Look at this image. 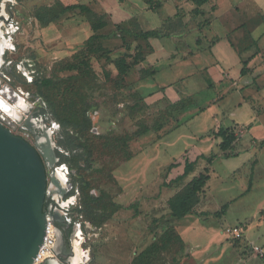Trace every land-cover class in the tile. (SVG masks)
I'll return each instance as SVG.
<instances>
[{
	"label": "rangeland",
	"instance_id": "1",
	"mask_svg": "<svg viewBox=\"0 0 264 264\" xmlns=\"http://www.w3.org/2000/svg\"><path fill=\"white\" fill-rule=\"evenodd\" d=\"M159 1L163 6L152 11L142 0L123 3L119 0H4L0 9L3 39L0 51L13 73L5 72L6 78L0 81L18 93L23 102L40 97L46 108L48 102L39 91L37 81L54 78L59 97L71 96L69 85L62 84L66 77L63 66L82 54L92 35L91 25L75 12L43 27L34 17L37 8L57 2L83 3L107 14L110 25L103 30L106 37L103 41L113 50L114 58L132 53L134 46L142 41L131 31L159 29L167 33L164 23L172 17L171 35L149 40L153 51L143 66L153 67L157 71L154 77L141 81L132 71L121 88L106 82L101 65L96 58L91 59L100 89L91 98L89 115L99 136L124 139L142 121L152 128L142 137L131 139L126 147L120 142L117 152L109 146L93 152L89 161L101 172H89V169L84 173H91L98 189L91 193L96 197L99 189L107 190L122 209L105 225L96 226L94 217L82 205L81 191L76 185L71 194L74 203L71 218L81 225L82 231L76 228L73 242H79L83 263L89 259L86 264H131L145 251L149 253L141 257L144 264H264V257L254 249L264 248V207L261 208L264 143H252L254 137L264 140V0H212L203 6L204 15L200 16L192 12L195 5L190 0ZM177 13L180 15L176 18ZM181 19L183 26L179 24ZM205 20H210V25H205ZM119 24H123L122 29L117 28ZM122 32L127 46H123L120 38ZM197 38H201V43H197ZM253 40L257 41L256 45L252 44ZM143 45L149 44L143 41ZM253 56L249 63L252 70L242 75L243 61ZM107 69L114 76L117 74L113 64ZM221 72H226L225 77ZM168 88L171 96L179 99L172 106L171 97L165 95ZM137 93L144 97L142 101L137 99ZM160 94L163 96L158 99ZM136 103L144 105L143 112L132 110ZM0 112L4 119L12 120L11 115L1 109ZM47 116L56 128L54 139L58 140L60 125L49 112ZM236 123L247 126L237 127ZM158 125H162L161 130L156 129ZM222 126L231 127L240 136L232 150L240 158L226 157L227 153L219 147L220 139L211 136V131ZM124 151L133 155L130 161L123 159L127 155ZM199 154L219 156L212 164L201 159L195 172L185 180L164 187V183L176 179L180 173V166L168 172L171 164L183 166L186 158L193 161ZM256 160L254 171L251 168ZM62 167L64 171L59 173L63 179L73 181L74 177L67 173L69 169L66 172V166ZM206 167L211 179L205 188L207 199L200 208L211 214L196 216L193 238L189 240V250L200 253L194 255L187 244L184 249L171 252L152 249L168 229H177L181 221L171 218L168 199ZM237 168L241 170L234 172ZM181 170L183 173L184 169ZM74 174L79 175L80 171L74 170ZM253 176L256 188L240 197ZM227 203H230L227 214L216 218L214 213ZM237 226L244 231L245 238L241 241L228 233L229 228Z\"/></svg>",
	"mask_w": 264,
	"mask_h": 264
},
{
	"label": "trees",
	"instance_id": "2",
	"mask_svg": "<svg viewBox=\"0 0 264 264\" xmlns=\"http://www.w3.org/2000/svg\"><path fill=\"white\" fill-rule=\"evenodd\" d=\"M121 3L125 0H119ZM145 2L152 11H157L163 4L159 0H142ZM195 8L193 13L196 16L204 15L203 6L212 0H190ZM216 7L213 6L214 12ZM79 12L83 15L91 25L92 35L86 41L82 54L73 63H69L63 66V71L66 75L62 84H68L71 89V96L67 98L59 97L57 92L59 86L54 78H44L37 81V87L43 94L44 98L48 102V110L52 114L53 118L61 125V131L58 137V144L64 149L65 153H62V163L69 166L71 171H80L79 175L73 174L74 185H78L81 191L82 205L84 209H87L91 216L94 217V224L96 226H103L113 216L122 209V206L117 204L111 194L105 189H99L98 196H94L91 191L97 187L93 183V177L91 173L84 174L85 171L89 172H101V169L92 165L89 158L93 156V152L97 148L104 146L112 147V150L117 152L119 143L122 142L124 146L128 144L131 139L142 137L147 134L152 126L147 122H140L137 130L126 138H113L107 136H99V133L94 131L96 127L93 123L91 115H89L92 109L91 98L100 89L99 76L95 71L91 59L94 57L101 65L106 82H111L118 87L125 86L127 77L132 71L136 72V76L139 80L144 81L148 78L154 77L157 71L153 67H145L143 63L146 61L147 56L153 51L149 40L152 38H161L169 36V32L172 29V17L165 20L164 27L167 28V33H163L159 29L149 31H131L135 33V36L142 39L140 43L134 46L132 53H125L124 55L113 57V50L104 44L103 39L106 38L103 30L107 29L110 25L107 14H101L97 12L91 5L83 3H74L64 5L61 2H57L53 6H46L37 8L34 17L39 21L41 26L48 27L51 23L59 20L61 17L69 14ZM180 14L177 13V18ZM210 20L204 21L205 25H210ZM180 26H183L182 19L179 22ZM123 24H119L117 28L122 29ZM127 26L126 24H124ZM203 25V26H205ZM127 28H129L127 26ZM133 30V29H132ZM122 32L120 38L125 46L126 36ZM143 41L147 46L143 45ZM252 44L256 45V40H253ZM198 43H201V39H198ZM234 45V44H233ZM127 46V45H126ZM128 49V48H127ZM129 50V49H128ZM253 58V57H252ZM252 58L243 61V68L241 70L242 75L250 73L249 63ZM113 64L117 74L114 76L111 70L107 69V66ZM61 85V83H60ZM71 86L73 88H71ZM137 99L143 100L144 97L137 93ZM140 101V102H141ZM144 105L136 103L133 105L132 110L137 113L144 111ZM155 127V125H154ZM162 129V125H158L156 129ZM93 133L94 135H91ZM216 135L222 139L219 144L220 149L227 153L226 157H235L236 153L232 150L235 148L238 142V136L234 129L220 127ZM231 151L229 154L228 152ZM127 154L126 151H124ZM115 154V153H114ZM112 155V154H111ZM116 155H113L115 157ZM217 156L215 154L207 157L201 155L196 161H190L186 159L184 173L178 176L176 179L169 183H164V187H171L174 184H178L185 180L190 174L195 171L197 161L200 159H206L208 163H212ZM133 158L131 153H128L125 158V162L130 161ZM105 166V165H104ZM103 166V167H104ZM179 166V163H173L168 168L170 172L173 168ZM117 166L114 168V170ZM211 179L210 171L206 169L198 176L189 181L182 189H180L175 195L169 198L168 206L170 208V216L173 220H182L189 214L195 212L196 207L201 203L203 193L208 182ZM252 180L249 185L248 191L252 188ZM98 190V189H96ZM230 208V203L225 204L220 211L214 213L216 218H220L227 214ZM210 213H202V216H209ZM241 241L242 239H236ZM186 247V243L182 236L178 233L177 229L171 227L161 237L160 242L153 244L152 249L157 251L171 252L174 250H182ZM149 251L143 252L139 257L135 258L131 264H144L141 261V257H144Z\"/></svg>",
	"mask_w": 264,
	"mask_h": 264
},
{
	"label": "water",
	"instance_id": "3",
	"mask_svg": "<svg viewBox=\"0 0 264 264\" xmlns=\"http://www.w3.org/2000/svg\"><path fill=\"white\" fill-rule=\"evenodd\" d=\"M0 94L14 105L21 97L8 86L1 87ZM11 118L0 117V264H34L47 232L46 200L54 188L64 194V182L56 169L54 138L31 144L13 132L15 123L21 121ZM51 219L60 229L64 226L60 214ZM55 252L57 257L61 253L57 246Z\"/></svg>",
	"mask_w": 264,
	"mask_h": 264
},
{
	"label": "flooded vegetation",
	"instance_id": "4",
	"mask_svg": "<svg viewBox=\"0 0 264 264\" xmlns=\"http://www.w3.org/2000/svg\"><path fill=\"white\" fill-rule=\"evenodd\" d=\"M4 0H0V9L3 6ZM3 42L2 36L0 35V44ZM4 45V43H3ZM6 62L4 61V57L2 53L0 52V77L6 78V74H12L13 72L10 70V67H8ZM6 83V81H5ZM2 82L0 81V90L1 87H3ZM1 97V96H0ZM21 98H19L18 104L14 107L19 106L16 115L14 117H17L21 123H15V127L13 128V132L17 131L19 136L24 137L26 140H28L31 144H36L37 141L40 142H46L47 138H54L56 134V128L53 127L52 124H50L47 113L50 111L45 106V102L39 97H36L34 102H23V106H21ZM13 107V106H12ZM28 110L29 114L25 115L23 111ZM24 115L22 117L21 114ZM51 114V113H50ZM10 115V114H9ZM52 115V114H51ZM13 116V115H12ZM54 119V118H53ZM55 120V119H54ZM56 121V120H55ZM57 122V121H56ZM59 124V123H58ZM26 125V126H25ZM60 125V124H59ZM61 128V125H60ZM59 137V134H58ZM55 152L56 156L59 159L58 164L56 165L57 170L64 171L63 165L66 166L65 170L67 173H69L71 176H73L74 172H70V168L67 164L62 163L61 155L64 152V149L59 146L58 140H55ZM60 175V173H59ZM60 179L64 182L62 183L65 193L62 194L61 190L58 188H54L52 190V194L47 198L45 203V209L50 214H60L64 221V226L57 227L56 225V246L61 251L59 256L57 258H50L44 261L41 264H86L89 262L88 260L83 263L82 261V255L76 248L73 242V236L75 233V230L77 227L81 230V225L74 222V219L71 218L72 212H71V206H73L71 194H74L75 187L73 181L67 180L65 181L63 177L60 175ZM72 185V187H69V185ZM71 202V203H69ZM82 231V230H81ZM78 231H76L77 233ZM76 235V234H75Z\"/></svg>",
	"mask_w": 264,
	"mask_h": 264
},
{
	"label": "crops",
	"instance_id": "5",
	"mask_svg": "<svg viewBox=\"0 0 264 264\" xmlns=\"http://www.w3.org/2000/svg\"><path fill=\"white\" fill-rule=\"evenodd\" d=\"M147 31H149V30H147ZM251 36H252V34H250ZM231 35L230 34H228V38L230 37ZM198 39H201V38H197V41H198ZM217 40H219V39H217ZM231 42V41H230ZM198 43V42H197ZM216 42H214L213 44L214 45H216L215 44ZM231 44H233V42H231ZM252 58V57H251ZM255 58V56H253V58H252V60ZM250 59V58H249ZM252 60L250 61L251 63H252ZM217 65H219V64H217ZM251 70H252V68H251ZM222 74H223V76L225 77V74H226V72H221ZM219 78H221V77H219ZM165 93V92H164ZM171 90L168 88L167 89V91H166V93H165V95H168V96H170L171 98H169L170 100H171V103H170V105L172 106V105H174V104H176L177 102H179V101H176V100H179V99H175L176 98V95H174V96H171ZM163 94V93H162ZM162 94H160L157 98L159 99H161V97L163 96ZM178 98H179V96H178ZM236 125H237V127H238V125H241L240 123H236ZM241 126H247L246 124H243V125H241ZM252 126V124L249 126V128ZM223 127V126H222ZM233 127V126H232ZM224 128H231V127H224ZM218 130H219V128L216 130H213V131H211V136H215V138H217V139H220V142H219V144L221 143V141H222V139L221 138H219L217 135H216V133L218 132ZM237 134V133H236ZM237 136H238V142H237V144L236 145H238V143H239V139H240V136L237 134ZM264 139V138H263ZM260 141H263V143H264V140H262V139H258V138H256V137H254V139H253V141H252V143L254 144L255 142H258V144L260 143ZM224 153V152H223ZM237 154V156H235V158L237 157V158H240V156L241 155H239V153H236ZM201 155H205V154H199L198 155V157H197V159L201 156ZM206 156V155H205ZM217 157L216 158H218V156H219V154H217L216 155ZM220 156H222V155H220ZM207 157H209V156H207ZM215 158V159H216ZM236 158V159H237ZM187 159V158H186ZM196 159V160H197ZM196 160H193V161H196ZM201 160V159H200ZM200 160H198L197 161V164H198V162L200 161ZM192 161V160H191ZM215 161V160H214ZM213 161V162H214ZM212 162V163H213ZM211 163V164H212ZM196 164V165H197ZM208 164H210V163H208ZM257 164H258V160H256V161H254V163H253V165H252V168H251V170L253 169L254 171H255V169H256V166H257ZM179 169H180V173H179V176L180 175H182L183 173H181L182 172V170L181 169H184V167H185V164H183V166H182V163H179ZM195 169H196V166H195ZM206 169H208L209 170V167H206L205 168V170ZM241 170V168H237V170H234V172L235 171H240ZM184 171V170H183ZM195 172V171H194ZM251 180H252V188H251V190L250 191H248V189H249V185H250V182H251ZM254 181H255V177L253 176V177H251L250 179H249V182H248V186H247V188H244L245 190H244V192H243V194H241V196L240 197H243L244 195H246L247 193H251L252 191H253V189H255L256 187H255V183H254ZM188 182H186L185 183V185L187 184ZM184 185V186H185ZM208 185V184H207ZM207 194H206V190H205V195H203V198H202V201H201V203L196 207V209H195V212L193 213V214H189V215H187L185 218H183L179 223H178V225H177V230H178V233L182 236V238H183V240L185 241V243L187 244V247H188V250H189V240L190 239H192L193 237H191V236H193L192 235V233H193V230L195 229V222L198 220V217H196V216H202V213H209V212H205V211H202L201 210V204H202V202L203 201H205V199H207V196H206ZM169 200V199H168ZM232 202H234V200H232L231 201V203ZM262 207H264V200H263V202H262V204H261V208ZM200 208V209H199ZM264 211V209H262V212ZM211 214V213H210ZM244 238H245V235H244ZM243 238V239H244ZM198 247V246H197ZM264 247V246H263ZM264 249V248H263ZM190 252H192L194 255H196V254H198V253H200V251H197V250H194V249H192V250H189ZM88 261H89V259H88Z\"/></svg>",
	"mask_w": 264,
	"mask_h": 264
},
{
	"label": "built area",
	"instance_id": "6",
	"mask_svg": "<svg viewBox=\"0 0 264 264\" xmlns=\"http://www.w3.org/2000/svg\"><path fill=\"white\" fill-rule=\"evenodd\" d=\"M94 131L96 133H99L97 131V128H94ZM228 233L230 234V236L234 239H242L244 238V231L241 227H232L228 229ZM56 226L54 221L51 219V215H49L48 217V226H47V232H46V236L44 239V244L41 246L40 251L38 253L37 258L35 259V263L34 264H41L44 261H46L47 259L50 258H55L57 257L56 252H55V247H56ZM255 251L258 252V254L261 257H264V249L256 246L254 247Z\"/></svg>",
	"mask_w": 264,
	"mask_h": 264
},
{
	"label": "bare ground",
	"instance_id": "7",
	"mask_svg": "<svg viewBox=\"0 0 264 264\" xmlns=\"http://www.w3.org/2000/svg\"><path fill=\"white\" fill-rule=\"evenodd\" d=\"M1 52V51H0ZM18 104V103H17ZM17 104H15V105H17ZM20 104H21V106H23L24 104H23V101H21L20 102ZM18 108H19V106H17ZM17 107H12V106H10L4 99H2V98H0V109L1 110H3V112H5V113H7V114H10L12 117H14V115H16V113H18L17 111L18 110H16V109H18ZM0 117L2 118V119H4L3 117H2V115H1V112H0ZM4 120H8V119H4ZM59 177H60V175H59ZM76 234H78V232L76 233ZM75 238H76V235H75ZM74 244H75V246H76V248L78 249V251L80 252V247H79V242H76L75 240H74ZM81 254V253H80Z\"/></svg>",
	"mask_w": 264,
	"mask_h": 264
}]
</instances>
